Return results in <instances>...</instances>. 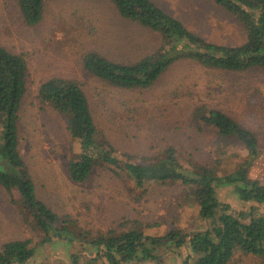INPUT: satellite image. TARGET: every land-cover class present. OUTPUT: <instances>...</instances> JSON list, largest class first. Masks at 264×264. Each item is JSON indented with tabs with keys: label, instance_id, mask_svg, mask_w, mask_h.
<instances>
[{
	"label": "rangeland",
	"instance_id": "1",
	"mask_svg": "<svg viewBox=\"0 0 264 264\" xmlns=\"http://www.w3.org/2000/svg\"><path fill=\"white\" fill-rule=\"evenodd\" d=\"M151 1L208 43L231 47L245 41L239 22L211 0ZM41 14L37 25L28 26L16 0H0V47L21 56L27 67L18 114V150L36 196L54 214L73 222L77 234L92 239L96 232L104 234L125 220L158 224L154 233L148 232L158 234L165 216L180 212L186 216L194 200L187 198L188 188L177 183H149L137 189L126 176H115L105 166L95 167L84 183L70 181L67 163L79 153V146L67 135L65 118L37 98L39 87L53 78L80 85L97 139L108 142L119 159L136 164L146 165L172 148L185 169L214 166L219 160L217 175L234 173L248 158L242 145L221 140L215 130L198 126L193 118L197 109L203 114L222 111L256 138L257 157L247 176L264 184V71L230 73L179 62L148 89H114L84 70V55L96 52L110 61L131 64L155 52L162 45L160 37L122 20L110 0H43ZM215 196L235 213H247L252 206L264 213L262 206L239 201L233 186L217 184ZM193 221L190 215L185 224ZM43 237L18 193L0 188V247L29 240L34 254L25 264H71L75 253L89 257V249L65 239L38 245ZM164 264L180 263L166 260ZM228 264L264 262L234 250Z\"/></svg>",
	"mask_w": 264,
	"mask_h": 264
},
{
	"label": "trees",
	"instance_id": "2",
	"mask_svg": "<svg viewBox=\"0 0 264 264\" xmlns=\"http://www.w3.org/2000/svg\"><path fill=\"white\" fill-rule=\"evenodd\" d=\"M110 1L122 20L157 34L162 45L131 64L110 61L96 52L85 54L84 70L109 87L125 91L148 89L179 62L230 73L264 71V0H211L234 17L245 31V41L231 47L204 41L151 0ZM42 3L43 0H16L26 25L35 26L41 21ZM26 77L23 58L0 47V188L18 193L35 228L44 234L38 245L53 238L65 239L90 250L89 257L72 254L71 264H164L166 260H179L180 264H228L234 250L264 262V213L253 206L247 213H235L215 196L217 184L233 186L239 201L262 206L264 210V184L247 176L248 167L257 157V140L251 131L222 111L210 110L206 114L199 109L195 111L193 118L198 126L207 125L221 140L233 139L242 145L248 157L225 177L216 173L219 160L214 166L183 168L172 148L146 165L132 163L130 159L123 161L108 142L97 139L96 124L80 85L61 78L44 82L37 93L39 103L51 105L55 113L65 118L66 133L79 146V153L67 163L70 181L84 183L95 167L105 166L115 176H126L137 189L149 183L161 186L177 183L188 188L187 198L194 200L186 216L182 212L174 217L165 216L158 234L148 233H154L158 224L125 220L116 229L104 234L98 231L97 237L89 239L76 233L73 222L69 224L38 200L19 153L18 114L26 92ZM190 215H194V221L185 224ZM126 227L125 232L113 236ZM33 254L29 240L7 242L0 247V264H25Z\"/></svg>",
	"mask_w": 264,
	"mask_h": 264
}]
</instances>
